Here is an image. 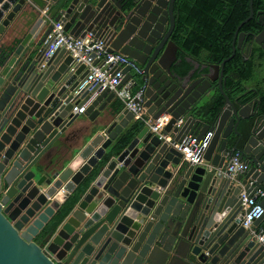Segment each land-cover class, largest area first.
Returning a JSON list of instances; mask_svg holds the SVG:
<instances>
[{
	"label": "water",
	"instance_id": "1",
	"mask_svg": "<svg viewBox=\"0 0 264 264\" xmlns=\"http://www.w3.org/2000/svg\"><path fill=\"white\" fill-rule=\"evenodd\" d=\"M252 5L232 52L192 80L190 72H172L173 50L146 36L151 22L136 8L128 12L115 0H0V264H264L262 244L241 224L240 205L242 193H263L253 227L264 230V114L231 101L222 79L223 64L241 50L245 34L237 30L251 19ZM51 22L126 57L117 89L141 90L145 114L168 117L164 138L141 125L107 155L135 120L110 89L78 90L87 71L64 49L43 56ZM260 37L263 31L258 45ZM215 88L223 103L212 115L205 100ZM80 106L85 126L73 112ZM207 133L202 159L211 168L182 162L174 145L186 134L200 141ZM78 137L83 145L64 162L62 151ZM230 154L248 168L235 179L216 174ZM93 169L91 185L49 228Z\"/></svg>",
	"mask_w": 264,
	"mask_h": 264
},
{
	"label": "trees",
	"instance_id": "2",
	"mask_svg": "<svg viewBox=\"0 0 264 264\" xmlns=\"http://www.w3.org/2000/svg\"><path fill=\"white\" fill-rule=\"evenodd\" d=\"M249 0H179L177 2V20L175 36L183 56L174 66V71L183 75L188 73L193 65H218L232 52V42L237 26L247 18ZM252 17L242 24L237 33H256L255 27L259 17L264 16V0H253ZM240 50H236L232 58L222 67L224 79L223 91L232 101L238 97L240 101L256 98L254 106L260 114H264V51L254 46L250 55L244 59ZM250 86V88H248ZM254 89L247 93L248 89ZM216 96L209 106L212 115H215L223 103V97L216 88ZM249 94V95H247ZM142 123L134 121L131 128L126 130L109 146L107 155L116 154L133 135L142 127ZM106 159H104L105 161ZM97 175L96 169L82 180L62 202L52 216L49 228L58 226L70 213L81 193L93 182Z\"/></svg>",
	"mask_w": 264,
	"mask_h": 264
},
{
	"label": "built area",
	"instance_id": "3",
	"mask_svg": "<svg viewBox=\"0 0 264 264\" xmlns=\"http://www.w3.org/2000/svg\"><path fill=\"white\" fill-rule=\"evenodd\" d=\"M45 39L47 47L43 56L48 57L51 53L64 49L74 64L82 65L86 69V75L79 81L78 90L110 89L114 92L117 99L120 100L123 107L132 114L133 120L147 126L150 132L157 134L159 138H164L161 130L167 123L168 117L163 114L152 120L147 116L145 109L142 107L141 90L137 92L129 91L127 84L117 89L121 83V70L127 64L123 55L115 51H109L103 40L90 34H86L81 38H74L66 34L62 26L56 22H51V27ZM83 111L84 106L73 109V112L77 114H81ZM210 137L211 133H207L199 141L195 136L186 134L182 142L174 145V148L180 153L181 161L186 162L187 165L194 167L203 166L210 169L209 164L202 159V154ZM224 168V170L216 169V174L225 175L232 179L248 170L247 166L239 160L237 154H230ZM60 193L63 194L64 192L60 190ZM262 197L263 193L261 191L255 192L250 197L242 193L240 195V205L243 212L242 226L249 230L255 241L261 243L264 248V230L253 227L254 222L263 213L259 204Z\"/></svg>",
	"mask_w": 264,
	"mask_h": 264
},
{
	"label": "flooded vegetation",
	"instance_id": "4",
	"mask_svg": "<svg viewBox=\"0 0 264 264\" xmlns=\"http://www.w3.org/2000/svg\"><path fill=\"white\" fill-rule=\"evenodd\" d=\"M171 1L172 0H115V3L117 6L128 10V12H131L133 9L136 8L135 11H138L139 13L143 12L144 16L148 17L151 23L144 24L145 28L149 29V32L146 33V36L149 37L148 35L151 34L154 38H156L155 41L157 42V45H159V47H161V42L164 43L166 41V46H167L166 49L171 52L173 50L174 52L173 53L174 60L171 64V70L172 72H175L174 66L179 58L184 57L187 60V62L189 61V59L187 58V56H183L182 54L183 51H181V49L176 43V41L179 39L177 38V36L174 35L176 31V20L178 17L177 16L178 12L176 11V9H177V2H179V0H173L172 6L169 12ZM170 14H171L172 23H173L171 28H170ZM132 15L134 16L133 17L134 21H136L139 18V16L135 15L134 12H132ZM255 30L257 31L256 33L247 32L244 35V39H243L241 50H240L241 52L240 54L244 59H246L250 55L252 48L254 46H258L261 49L262 47H264V39H261V37L258 38V40L260 41V45L256 43V37L259 35L261 31L264 32L263 20H261L260 17H259V23L255 27ZM149 38L152 39L151 37ZM262 51L264 50L262 49ZM170 53H168V55ZM201 75L202 74H198V76L196 78H193V80L200 79ZM209 75L213 76L212 70L209 71ZM215 85H216L215 82L212 83V86H215ZM235 98H236L235 100L239 101L240 103L247 104L250 107V109L255 108L254 104L257 102L256 98L254 97L248 98L243 102L240 101L238 97H235ZM256 112L257 114H260L257 108H256Z\"/></svg>",
	"mask_w": 264,
	"mask_h": 264
},
{
	"label": "crops",
	"instance_id": "5",
	"mask_svg": "<svg viewBox=\"0 0 264 264\" xmlns=\"http://www.w3.org/2000/svg\"><path fill=\"white\" fill-rule=\"evenodd\" d=\"M191 63L193 65V67H192V69L190 71V73H191V77L190 78H192V80H193V78H196L198 76V74H206L207 73L206 66H204V65H198L194 61L193 62L191 61ZM194 65H196V66H194ZM262 74H264V72H262ZM183 75H180V76H183ZM248 88H250V86ZM250 91H255V90L252 89V88L251 89H248L247 90V93H249ZM216 92L217 91H216V88H215V90L211 93V97L210 98L208 97L205 100L206 103L208 104V106H210L212 104V101H213V99L216 96ZM207 108H209V107H207ZM83 113H84V111L81 114H79L78 121H77V124L78 125H81V126H85V125L88 124V121L82 115ZM82 133L79 135V137L82 135ZM79 137L77 139H73L72 141L68 142L67 146L62 151L61 157H62V160H64V162L71 161L75 157V155L77 154V152L80 149V147L83 145V142L84 141L80 140Z\"/></svg>",
	"mask_w": 264,
	"mask_h": 264
},
{
	"label": "rangeland",
	"instance_id": "6",
	"mask_svg": "<svg viewBox=\"0 0 264 264\" xmlns=\"http://www.w3.org/2000/svg\"><path fill=\"white\" fill-rule=\"evenodd\" d=\"M262 67H263V70H264V63H262Z\"/></svg>",
	"mask_w": 264,
	"mask_h": 264
}]
</instances>
